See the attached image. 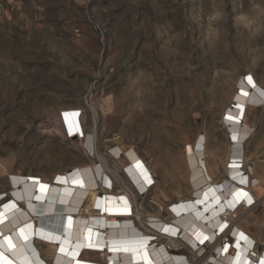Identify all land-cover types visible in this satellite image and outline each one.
Wrapping results in <instances>:
<instances>
[{
  "label": "rangeland",
  "instance_id": "1",
  "mask_svg": "<svg viewBox=\"0 0 264 264\" xmlns=\"http://www.w3.org/2000/svg\"><path fill=\"white\" fill-rule=\"evenodd\" d=\"M248 76L264 88V0H0V165L56 181L105 155L113 191L130 189L136 217L169 220L171 204L195 196L189 145L204 137L212 180L227 177L233 146L224 113ZM75 111L83 138L60 120ZM245 115L253 131L242 162L264 186V104ZM116 146L148 164V194L109 156ZM9 189L8 175L0 177L3 199ZM249 190L260 201L234 210L227 226L244 228L262 252L264 193ZM36 248L49 260L46 243ZM176 253L213 264L186 247Z\"/></svg>",
  "mask_w": 264,
  "mask_h": 264
},
{
  "label": "bare ground",
  "instance_id": "2",
  "mask_svg": "<svg viewBox=\"0 0 264 264\" xmlns=\"http://www.w3.org/2000/svg\"><path fill=\"white\" fill-rule=\"evenodd\" d=\"M251 78L255 87L248 83L247 78L241 80L236 97L231 101L233 104L224 113L230 135L236 137L235 140L231 137L233 151L230 153V167H226L227 177L219 182L212 180L204 159V137L200 135L201 138L185 150L191 193L195 196L171 204L172 217L169 220L150 213L136 217L138 209L134 207V200L127 195L128 191H113L114 181L105 171V168L109 169L105 155L100 156L101 165L91 163L76 166L70 171L56 174L53 178L56 181L32 174L8 175L9 197L3 199L5 195L0 193V264H48V260L36 248L39 241L46 243L49 259L54 264H189L185 256L176 253L182 247L197 257L209 259L208 262L213 264H258L264 258V251L257 250L254 238L240 226L230 229L227 226L234 210L242 207L247 211L260 201L249 189L256 188L260 195L264 193V186L260 185L262 181L252 178L241 168L244 143L253 131L245 121L246 109L264 104V88L254 77ZM108 105L111 109L110 102ZM60 120L72 136L78 134L83 138L77 111L67 114L65 118L60 117ZM86 141L90 152H95L92 150L90 133ZM240 148L243 153L238 158L234 154ZM111 152L119 157L121 166L127 169L139 191L137 193L145 195L154 188L155 184L150 186L146 179L147 176L154 181V173L134 148L116 146L111 148ZM233 164L239 167H231ZM242 177L246 178L244 184L240 183ZM40 185H47V188L41 191ZM104 185L112 186L111 190ZM238 190L247 192L253 203L249 205L246 200L237 202L234 194ZM229 201H232V207H229ZM4 205L15 207L5 208ZM90 206L91 210L86 213ZM136 218L153 232L139 227L135 223ZM28 225L31 227L28 228ZM21 229L25 230L24 235ZM229 233L233 243L226 244L228 247L225 251L222 239ZM240 233L250 243L241 239ZM205 236L214 238L201 244L200 240ZM237 242L239 248L236 247ZM89 244L93 247L89 248ZM124 248L128 250L123 251ZM88 251L96 253L100 260L88 263L82 257Z\"/></svg>",
  "mask_w": 264,
  "mask_h": 264
},
{
  "label": "snow or ice",
  "instance_id": "3",
  "mask_svg": "<svg viewBox=\"0 0 264 264\" xmlns=\"http://www.w3.org/2000/svg\"><path fill=\"white\" fill-rule=\"evenodd\" d=\"M247 81H248L249 84H251L253 87H255V84L253 83L251 76L247 77ZM245 95H246V93H245ZM65 115H67V114H65ZM229 119H231V117H229ZM232 139L235 140L236 137L233 136ZM231 167H239V165L233 164V165H231ZM145 172H146V170H145ZM146 179H147V182L149 184L152 183L151 179L148 178L147 176H146ZM233 179H236V177H233ZM240 183L241 184L246 183V178H243L242 177L240 179ZM46 188H47V185H40L41 191H43ZM234 197H235V199H236L237 202H239L240 200H246L247 204H249V205H251L253 203L251 197L249 196V194L247 192H242V191H239L238 190L234 194ZM36 199L39 200L40 197L37 196ZM228 203H229V207H232L233 206L232 201H229ZM97 206H99V205H97ZM4 207L5 208H8V207H15V206L14 205H4ZM27 227L30 228L31 225H28ZM165 231L167 232L168 230L165 229ZM221 231H223V229H221ZM24 233H25V230L24 229H21V234L24 235ZM24 238L27 239L28 237L25 235ZM213 238L214 237L210 238V237L205 236L203 239L200 240V243L203 244L205 240H210V239H213ZM240 238L243 239V240H245L246 242L250 243V241H247V237H245L243 233H240ZM8 243H9V246L11 247L12 245H11V240L10 239L8 240ZM88 247L91 248V247H93V245L89 244ZM227 247L228 246L225 245V251L227 250ZM236 247L239 248V242H237ZM113 250H117V249H113ZM122 250L123 251H127L128 249L127 248H124ZM61 251L63 252V248H61ZM237 259H239V253L237 254ZM260 264H264V258H261Z\"/></svg>",
  "mask_w": 264,
  "mask_h": 264
},
{
  "label": "built area",
  "instance_id": "4",
  "mask_svg": "<svg viewBox=\"0 0 264 264\" xmlns=\"http://www.w3.org/2000/svg\"><path fill=\"white\" fill-rule=\"evenodd\" d=\"M251 137V135H249L248 137H247V139H249ZM109 156L110 157H112L113 159L115 158V159H119V157H117V156H115V155H113L112 154V152H111V150H109ZM243 167V171L244 172H246V174H249V171L247 170V169H245L244 168V164L241 166V168ZM125 172H126V170H125ZM127 173V172H126ZM250 175V174H249ZM113 180H114V188H116V181H115V178L113 177ZM153 184H155V179H154V181H152V183L150 184V186L151 185H153ZM132 185H133V187H135L136 188V186L134 185V183H132ZM103 187H108V186H106V185H104ZM108 188H110V190H111V188H112V186H109ZM103 189H101L100 191H102ZM123 190H127L128 192H131L130 191V189L129 188H127L126 186H125V189H123ZM1 194H3V195H6V193L4 192V193H1ZM141 195V194H140ZM249 206V205H248ZM135 207V206H134ZM231 242H233V237H232V235H231V233H229V234H227V235H225L224 237H223V239H222V243H223V245H226V244H230ZM191 246V245H190ZM257 250L260 252V250H259V246H257ZM48 264H54V261H52V260H48Z\"/></svg>",
  "mask_w": 264,
  "mask_h": 264
},
{
  "label": "crops",
  "instance_id": "5",
  "mask_svg": "<svg viewBox=\"0 0 264 264\" xmlns=\"http://www.w3.org/2000/svg\"><path fill=\"white\" fill-rule=\"evenodd\" d=\"M9 168H10L9 166H4V165L1 166L0 165V177H4L5 175H10L11 172L8 171ZM0 193H2V192H0ZM82 257L84 260L88 261V263L100 260L98 258V255L96 253H94L93 251L86 252Z\"/></svg>",
  "mask_w": 264,
  "mask_h": 264
},
{
  "label": "trees",
  "instance_id": "6",
  "mask_svg": "<svg viewBox=\"0 0 264 264\" xmlns=\"http://www.w3.org/2000/svg\"><path fill=\"white\" fill-rule=\"evenodd\" d=\"M87 144H88V143H87ZM240 149H241V148H240ZM242 153H243V151H242V149H241V150H239V151H236L235 154H234V156H236V157H238V158H241Z\"/></svg>",
  "mask_w": 264,
  "mask_h": 264
}]
</instances>
